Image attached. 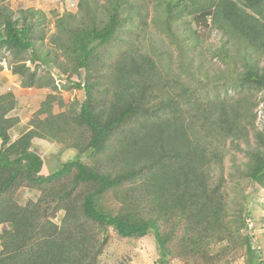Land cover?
I'll return each mask as SVG.
<instances>
[{"label":"trees","instance_id":"trees-1","mask_svg":"<svg viewBox=\"0 0 264 264\" xmlns=\"http://www.w3.org/2000/svg\"><path fill=\"white\" fill-rule=\"evenodd\" d=\"M5 1L0 0V61L22 88L50 93L16 140L10 133L21 123L12 115L18 99L10 90L0 94V264H97L110 230L126 239L153 232L160 264H232L239 258L264 264L243 234L246 208L235 227L228 220L222 183L211 180V166L223 155L220 149L210 153L208 143L246 140L253 97L264 98V0H159L163 27L183 56L197 46L180 31L186 16L198 27L190 30L196 41L200 28L221 34L219 57L228 71L208 79L216 93L204 99L158 70L144 48L147 12L136 0H106L102 12L99 0H79L75 13L57 19L53 52L39 49L33 35L35 16L42 13L15 18ZM29 61L57 67L70 80L68 88L86 92L85 102L55 114V104L64 102L57 77L32 70ZM256 137L244 175L264 189V133ZM35 139L63 142L79 154L46 174L44 160L33 151ZM119 139L122 152L113 142ZM116 152L125 166L115 174L81 158L113 154L116 164ZM128 184L139 186L127 193ZM24 187L41 196L21 206L15 193ZM108 196L115 202L110 207ZM60 212L59 224L52 223L48 214Z\"/></svg>","mask_w":264,"mask_h":264},{"label":"rangeland","instance_id":"rangeland-1","mask_svg":"<svg viewBox=\"0 0 264 264\" xmlns=\"http://www.w3.org/2000/svg\"><path fill=\"white\" fill-rule=\"evenodd\" d=\"M79 0H6L5 4L13 13L15 18H20L23 13L29 11H38L41 15H36V25L34 26L33 35L37 38V46L42 51L53 52L55 48L51 43V37L56 31V21L65 12L77 11V3ZM137 4L144 6V14L146 25L150 28L148 38L144 43L146 51L150 52L156 62L157 68L169 79L176 81L181 89L188 94H195V97L213 98L216 90L212 87V83L225 71L228 66L219 57V51L222 46V37L220 32L215 29L200 28L199 41L195 40V36L190 30L197 29L193 23L192 16H186L180 24L186 35L190 36V42L197 43L196 51L183 56L176 43L172 40L168 32L163 27L164 15L160 12L162 6L159 0H136ZM100 12L105 7L106 0H99ZM139 23L141 18H137ZM189 42V41H188ZM189 42V43H190ZM5 52V51H3ZM8 58L10 55L5 52ZM192 56V57H191ZM6 61V60H5ZM194 62L192 69L188 71L189 64ZM7 63V62H6ZM5 62L0 61V94L7 91L14 81L15 75L11 74V69L4 70ZM8 66V64H7ZM194 70L197 77L194 76ZM165 75V76H166ZM17 77V76H16ZM207 77V78H206ZM80 81L82 80L79 79ZM78 81V79H76ZM70 80L67 89L62 92L63 106L55 104L54 113L69 112L73 110L72 106L82 105L86 100V92L79 91L77 88L70 89ZM14 88V86H12ZM50 93L47 89L26 90L18 99L17 109L12 115L19 116L21 123L11 131L12 140H16L26 131L30 122L34 120L37 112L40 110L42 102ZM253 104L256 107L251 113V119L254 118L253 125H248V135L246 140L233 142L228 139L225 143L219 145L215 140L209 141L210 153L220 149L223 160L220 164L213 163L211 168L212 184L218 185L222 183V190L227 202V210L231 224L235 227V219L240 213L242 207L246 208L248 227L243 231L244 235L250 236L252 244L261 255L264 262V189L255 184L244 175L246 165L249 162L250 152L258 147L257 134L264 133V98L262 94H256L253 97ZM45 115H41L43 119ZM204 139V138H202ZM209 140V139H207ZM118 152H122L121 142L113 141ZM205 143L201 141V145ZM33 151L38 153L45 162L44 171L50 174L60 169L63 164L74 159L79 153L76 148H69L65 143L59 141L35 139L33 143ZM115 156L116 164L109 155H101L90 158L82 155L81 158L91 166H97L101 171L115 174L125 166V161L119 153ZM209 153V152H208ZM121 168V169H120ZM137 184L126 185L125 191L131 192L133 188H137ZM41 196V192L30 187H24L15 193L16 200L21 206H26L29 201H37ZM115 202L111 196L105 199L106 207H110ZM62 212L50 213L48 217L51 222L59 224ZM1 250V246H0ZM160 255L158 251L157 241L153 232L142 239H126L121 238L115 232L109 231V243L104 248L98 259L97 264H160ZM170 264H183V261L172 260ZM202 264V263H201ZM232 264H244V258L237 259Z\"/></svg>","mask_w":264,"mask_h":264},{"label":"built area","instance_id":"built-area-1","mask_svg":"<svg viewBox=\"0 0 264 264\" xmlns=\"http://www.w3.org/2000/svg\"><path fill=\"white\" fill-rule=\"evenodd\" d=\"M28 66L32 70H36V67H39V70L41 72H47V71L51 72L54 76L57 77L56 86L58 88V91L62 93L64 89L66 90L65 87L67 86L69 79L67 78V76H64L63 74H61L57 67H47L43 65L41 62L32 63L31 61L28 62ZM4 70H9L7 64H4ZM11 74L13 75L12 72ZM76 79H78V77L72 78V81L79 82V79L78 81H76Z\"/></svg>","mask_w":264,"mask_h":264},{"label":"crops","instance_id":"crops-1","mask_svg":"<svg viewBox=\"0 0 264 264\" xmlns=\"http://www.w3.org/2000/svg\"><path fill=\"white\" fill-rule=\"evenodd\" d=\"M14 86V88H12ZM13 92V94L16 96L17 99H22L21 96L23 95L22 93L26 90H35V89H25L21 87V80L15 76L14 81L11 82V86L7 88V91ZM22 121V120H21Z\"/></svg>","mask_w":264,"mask_h":264}]
</instances>
